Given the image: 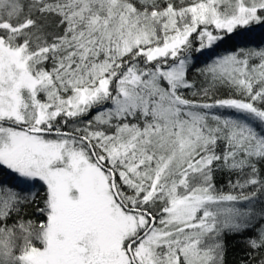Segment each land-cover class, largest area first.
Masks as SVG:
<instances>
[{"label": "snow or ice", "instance_id": "snow-or-ice-1", "mask_svg": "<svg viewBox=\"0 0 264 264\" xmlns=\"http://www.w3.org/2000/svg\"><path fill=\"white\" fill-rule=\"evenodd\" d=\"M253 25L264 0H0V264H226L247 232L264 264V48L216 51Z\"/></svg>", "mask_w": 264, "mask_h": 264}, {"label": "trees", "instance_id": "trees-1", "mask_svg": "<svg viewBox=\"0 0 264 264\" xmlns=\"http://www.w3.org/2000/svg\"><path fill=\"white\" fill-rule=\"evenodd\" d=\"M241 48L248 49H259L264 48V26L253 25L249 28L238 29L236 33L231 34L229 37H225L222 42H220L219 48H217V55L228 54L233 51H237ZM207 51V50H206ZM194 57H198V60L194 59L196 68L203 67L205 62L208 60L206 54L196 52L193 54ZM190 76L199 80L198 76H195V69L192 70ZM223 94V93H222ZM218 183L223 186L226 183V180L223 177L218 178ZM28 185L22 184L21 188H25ZM39 187V185H38ZM227 190V189H225ZM43 188L40 187V190L37 193V199H43ZM29 215L32 213V209H27ZM252 232L244 233L243 235L236 236H227L225 243L227 245V253L225 256L226 264H242V261L247 260L246 253L250 251L246 247V237L252 236ZM260 257L257 256L249 261V264H256L257 260Z\"/></svg>", "mask_w": 264, "mask_h": 264}]
</instances>
